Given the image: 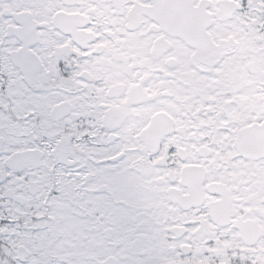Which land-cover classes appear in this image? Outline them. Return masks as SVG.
<instances>
[{
	"label": "snow or ice",
	"instance_id": "1",
	"mask_svg": "<svg viewBox=\"0 0 264 264\" xmlns=\"http://www.w3.org/2000/svg\"><path fill=\"white\" fill-rule=\"evenodd\" d=\"M0 264H264V0H0Z\"/></svg>",
	"mask_w": 264,
	"mask_h": 264
}]
</instances>
